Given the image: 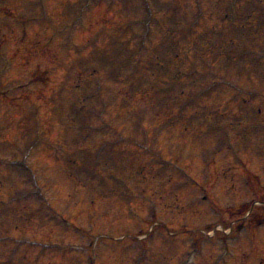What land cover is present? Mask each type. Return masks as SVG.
Listing matches in <instances>:
<instances>
[{
	"label": "rangeland",
	"instance_id": "374dc122",
	"mask_svg": "<svg viewBox=\"0 0 264 264\" xmlns=\"http://www.w3.org/2000/svg\"><path fill=\"white\" fill-rule=\"evenodd\" d=\"M94 1L0 0V165L6 164L0 167V235L11 231V237L73 247H87V239L93 241L97 234H109L114 241L127 237L128 242L116 244L104 237L97 244L96 262L134 264L141 249L138 239H145L139 234L151 232L142 247L149 253L144 252L141 264H264V206H254L248 219L252 225L244 220L241 233L235 227L240 213L225 215L230 209L250 210L264 199V20L260 23L257 17L250 26L248 19L237 17L221 21L233 0H187L184 17L173 19L182 23L176 24L177 32L213 51L193 57L191 42L169 49L179 39L174 33L164 41L163 33L155 36L153 45L164 42L172 55L183 57L179 70L191 80L179 79L175 93L183 87L193 96L200 85H212L211 91L184 105L174 124L163 125L147 139L143 132L131 131L137 124L126 111V95L142 88L138 78L128 74L131 68H114L116 46L107 52V66L96 61L115 38V25L130 29L129 13L122 7L107 9L108 0ZM196 2H201V11ZM158 4L153 1L160 11L157 25L165 17ZM234 8L240 15L246 8L262 14L264 0H241ZM187 47L189 57L184 56ZM125 55L120 51L118 57ZM38 72L44 75L35 80ZM94 85L101 87L99 99L91 94ZM86 93L90 98H83ZM82 99L86 105L80 114ZM175 102L167 98L162 108ZM102 106L108 107L104 115L97 113ZM96 118L109 129L95 124ZM84 123L94 127L85 140ZM152 123L145 119L142 126L152 129ZM12 159L26 160L40 175L48 187L47 202L70 224L62 228L53 218L31 221L15 215L25 214L22 207L15 212L2 208L30 188L26 181L31 172L8 166ZM152 213L158 221L154 227L149 223ZM196 239L203 242L198 254L191 255ZM10 245L14 240L0 247V261L9 257L10 264H26L27 259L28 264H81L90 255L72 253L77 256L70 259L46 250L40 256L38 248L15 255Z\"/></svg>",
	"mask_w": 264,
	"mask_h": 264
},
{
	"label": "trees",
	"instance_id": "16d2710c",
	"mask_svg": "<svg viewBox=\"0 0 264 264\" xmlns=\"http://www.w3.org/2000/svg\"><path fill=\"white\" fill-rule=\"evenodd\" d=\"M169 2H170V0H169ZM179 8L180 7L177 5L176 0H174V1L170 2V4L167 5V7L164 11L167 12L166 16L168 17V16H170L169 11L173 12V13H177V12H179L178 11ZM181 10L182 9H180V11ZM134 11H135V13L132 15L133 20L136 19V20H139L140 22H142V21L149 22L150 20H152V18H151L152 16L147 17L143 12L142 7L140 8L139 5H135ZM167 21L168 20H163V23L167 22ZM116 31L118 34L117 38L120 41H125L126 39H128V37H127L128 32L121 25L116 26ZM164 31H167V33H171V30L167 27L160 28L159 33L160 34L164 33ZM132 41H134V43H132ZM132 41H131V44L134 45V47H132V48H136L137 51L140 50V52H139V55H140L142 52L141 46L143 43L136 40V39H133ZM182 43L185 44L183 39H181V41H174V45H172L169 49H173V47L182 45ZM161 45H162V43H161ZM159 46L160 45H158V47ZM158 47L153 48L151 51L148 50V52H150L151 55L147 59L146 66L144 65V63H145L144 59L142 57H140L139 55L137 56V58L139 57L138 60H141L142 65L144 66V70L149 76L154 75L155 71L158 69L160 71H162L161 68H163V63L161 61H159V59H160V56L162 54H166V51L163 48H162V50H161V48L158 49ZM196 48L199 50L202 49V47H196ZM155 59H156V61L154 62ZM139 66L140 65L138 64V67ZM136 76H138V75H136ZM128 90H130V89H127V91ZM137 90H138V93L140 95L142 89L137 88ZM179 93H180L179 95H173L172 93H170L169 95H166L164 92L159 93V94L153 92L150 94H146L144 97H142L138 100V97L135 96L137 94V92L133 89L126 95L125 103H127V105L130 107L129 111L131 112L130 117H131L132 121L134 120V118L140 119L142 117V115H138L137 113H134V111H135L134 104L140 103V105H142V107H144V109H146V111H148V115H150L149 119L151 121L160 122L161 125H165L168 123L173 124L174 122H176V119H174V117L176 116L175 115L176 112L172 108L173 105H171L170 107H163L162 108V106L165 104V102L162 101V97H172V96L173 97L178 96V98L185 97V96L187 97L184 90H181ZM188 101L191 102L190 97H189ZM150 111H153V112H150Z\"/></svg>",
	"mask_w": 264,
	"mask_h": 264
}]
</instances>
